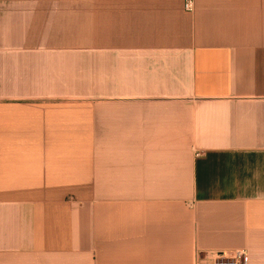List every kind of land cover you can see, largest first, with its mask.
I'll return each instance as SVG.
<instances>
[{"label": "crops", "instance_id": "0c3cea01", "mask_svg": "<svg viewBox=\"0 0 264 264\" xmlns=\"http://www.w3.org/2000/svg\"><path fill=\"white\" fill-rule=\"evenodd\" d=\"M0 0V264H264V0Z\"/></svg>", "mask_w": 264, "mask_h": 264}, {"label": "built area", "instance_id": "2783aa9c", "mask_svg": "<svg viewBox=\"0 0 264 264\" xmlns=\"http://www.w3.org/2000/svg\"><path fill=\"white\" fill-rule=\"evenodd\" d=\"M185 8L189 11L193 10V0H186ZM209 256L213 264H250V254L244 249L214 251L210 252Z\"/></svg>", "mask_w": 264, "mask_h": 264}]
</instances>
